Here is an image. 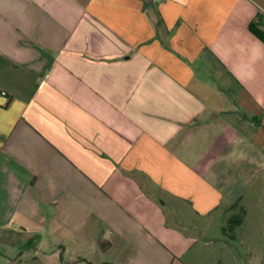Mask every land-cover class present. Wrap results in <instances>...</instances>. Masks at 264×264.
Wrapping results in <instances>:
<instances>
[{"label": "crops", "instance_id": "obj_1", "mask_svg": "<svg viewBox=\"0 0 264 264\" xmlns=\"http://www.w3.org/2000/svg\"><path fill=\"white\" fill-rule=\"evenodd\" d=\"M256 19L264 0H0V264L215 262L233 202L245 238Z\"/></svg>", "mask_w": 264, "mask_h": 264}, {"label": "rangeland", "instance_id": "obj_2", "mask_svg": "<svg viewBox=\"0 0 264 264\" xmlns=\"http://www.w3.org/2000/svg\"><path fill=\"white\" fill-rule=\"evenodd\" d=\"M250 205L252 210L256 209L254 207L256 205L253 203ZM231 212L238 213V206L234 205ZM252 214L250 218L252 222L245 229V238H228L230 231L227 230L226 238L209 244V247L202 251L206 258L207 256L216 257L215 262L210 259V263L204 262L203 264H264V219L258 209Z\"/></svg>", "mask_w": 264, "mask_h": 264}, {"label": "trees", "instance_id": "obj_3", "mask_svg": "<svg viewBox=\"0 0 264 264\" xmlns=\"http://www.w3.org/2000/svg\"><path fill=\"white\" fill-rule=\"evenodd\" d=\"M258 22L256 20H251L248 23V28L253 32L258 38H260L264 42V32L257 28ZM263 128H264V121H263ZM236 205V202L231 204V207ZM239 212L229 214L226 219V224L221 227V230L224 232L226 230H230L234 225L238 224L241 220L242 214L244 212L241 206H238Z\"/></svg>", "mask_w": 264, "mask_h": 264}]
</instances>
